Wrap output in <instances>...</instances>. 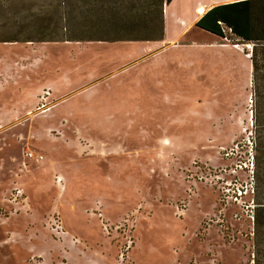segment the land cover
I'll return each instance as SVG.
<instances>
[{"label": "rangeland", "instance_id": "374dc122", "mask_svg": "<svg viewBox=\"0 0 264 264\" xmlns=\"http://www.w3.org/2000/svg\"><path fill=\"white\" fill-rule=\"evenodd\" d=\"M124 7L0 0V264H255L254 44Z\"/></svg>", "mask_w": 264, "mask_h": 264}, {"label": "trees", "instance_id": "16d2710c", "mask_svg": "<svg viewBox=\"0 0 264 264\" xmlns=\"http://www.w3.org/2000/svg\"><path fill=\"white\" fill-rule=\"evenodd\" d=\"M69 7L73 17L87 18L86 12H91L97 16H110L111 22H117L125 13L121 12L124 4H128V10L136 13L141 7H146V15L158 19V32L155 36L144 37H124L115 36L110 39H161L164 30L163 6L169 4L171 0H64ZM88 10V11H87ZM127 11V12H129ZM153 20V19H152ZM196 26L218 36H223L224 26L232 34L247 42H252V74L257 97L264 101V0H238L223 4H218L208 9L195 23ZM69 36H45L39 38L21 37L12 38L11 41H53L71 40ZM83 39V38H82ZM101 39V38H98ZM260 47L261 58L258 56ZM258 142L254 147V164L252 191L255 193L254 210L252 211L253 223V260L255 264H264V129L258 132Z\"/></svg>", "mask_w": 264, "mask_h": 264}, {"label": "crops", "instance_id": "0c3cea01", "mask_svg": "<svg viewBox=\"0 0 264 264\" xmlns=\"http://www.w3.org/2000/svg\"><path fill=\"white\" fill-rule=\"evenodd\" d=\"M233 1L238 0H171L170 3L167 4L168 9L165 10L164 14V36L182 35V29H179V31L175 33L172 32L173 21H180V24L186 29L195 24L196 21L211 7ZM200 6L204 8L202 13H198V8ZM185 21L188 24H184L183 22Z\"/></svg>", "mask_w": 264, "mask_h": 264}, {"label": "bare ground", "instance_id": "6f19581e", "mask_svg": "<svg viewBox=\"0 0 264 264\" xmlns=\"http://www.w3.org/2000/svg\"><path fill=\"white\" fill-rule=\"evenodd\" d=\"M204 11V8L202 7V6H200L199 8H198V13H202ZM236 47H238L237 45H236Z\"/></svg>", "mask_w": 264, "mask_h": 264}]
</instances>
